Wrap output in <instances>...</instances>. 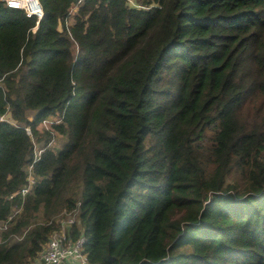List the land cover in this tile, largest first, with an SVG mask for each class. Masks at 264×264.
<instances>
[{
	"label": "trees",
	"instance_id": "1",
	"mask_svg": "<svg viewBox=\"0 0 264 264\" xmlns=\"http://www.w3.org/2000/svg\"><path fill=\"white\" fill-rule=\"evenodd\" d=\"M140 1L0 0V264H264V0Z\"/></svg>",
	"mask_w": 264,
	"mask_h": 264
},
{
	"label": "built area",
	"instance_id": "2",
	"mask_svg": "<svg viewBox=\"0 0 264 264\" xmlns=\"http://www.w3.org/2000/svg\"><path fill=\"white\" fill-rule=\"evenodd\" d=\"M8 6L22 8L30 16L36 15L39 19L43 16L44 10L41 0H2ZM81 1V0H80ZM131 6L145 7L140 0H127ZM77 9V4L72 5L70 13ZM68 22V21H67ZM50 120H45L48 123ZM27 131L31 133V128L27 127ZM54 141V137L50 142ZM45 146L34 150V157L27 165L28 177L25 183L19 190L14 191L11 196L17 193L26 195L37 182V178L33 173L34 163L41 157ZM23 202H16L11 211L5 218L0 220V242L10 239L4 238L2 233L6 231L10 223L14 220L19 212H21ZM79 209L74 208L66 213L65 216L61 215L58 218L60 228L55 230L50 238L42 245L38 255L32 261L36 260L33 264H91L89 261L88 253L85 250L86 235L82 228L79 232L73 233V229L79 222ZM31 264V263H28Z\"/></svg>",
	"mask_w": 264,
	"mask_h": 264
},
{
	"label": "rangeland",
	"instance_id": "3",
	"mask_svg": "<svg viewBox=\"0 0 264 264\" xmlns=\"http://www.w3.org/2000/svg\"><path fill=\"white\" fill-rule=\"evenodd\" d=\"M71 14H73V13H71ZM31 113H33V111H31ZM4 118H6V119H10L11 121H15V120L11 117L10 114H7ZM41 125H44L43 122L41 123ZM54 138H55V141L53 142L52 145H53L55 148L60 149V148L63 146V141H64V139H62V141H61L60 138H59V135H57V134L54 135ZM41 147H43L42 144H40V143H38V142H35V148H36V149H39V148H41ZM42 217H43V216H42V212H41V213H40V217H39L38 219L41 220Z\"/></svg>",
	"mask_w": 264,
	"mask_h": 264
},
{
	"label": "crops",
	"instance_id": "4",
	"mask_svg": "<svg viewBox=\"0 0 264 264\" xmlns=\"http://www.w3.org/2000/svg\"><path fill=\"white\" fill-rule=\"evenodd\" d=\"M11 239L13 240L14 238H11ZM2 242H3V241H2ZM30 263H31V264L36 263V260L31 261Z\"/></svg>",
	"mask_w": 264,
	"mask_h": 264
}]
</instances>
